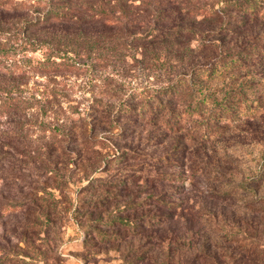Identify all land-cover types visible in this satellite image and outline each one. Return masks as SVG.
<instances>
[{
    "label": "rangeland",
    "instance_id": "rangeland-1",
    "mask_svg": "<svg viewBox=\"0 0 264 264\" xmlns=\"http://www.w3.org/2000/svg\"><path fill=\"white\" fill-rule=\"evenodd\" d=\"M47 1L11 0V6L25 9L26 19H31L36 14L27 8L38 5V11L43 13L49 9ZM102 1L88 0L83 4L71 0L77 8L82 7L78 13L84 6L109 10ZM196 3L210 8L215 0ZM138 15L135 31L142 35L153 25L152 13L142 9ZM11 22L20 23L18 18ZM121 23L128 31L132 29L127 21L121 19ZM128 31L111 29L107 36L122 37ZM128 39L131 41L132 36ZM12 40L0 39V49L14 45L18 50L9 55L11 60L6 64L0 62V264H165L166 246L156 240L165 228L147 226L142 216L153 206L143 207L141 212L118 211L130 217V227H118L117 222L106 227L102 224L117 218L115 207L127 201L138 204L153 189L149 178L129 168L136 165L134 162L108 163L111 147L124 145L116 144L113 138L116 130L110 115L131 90L147 83L141 72L131 71L130 60L122 64V56L118 55L112 62H96L94 70L85 66L88 60L80 61L77 70L71 72L20 70L9 65L20 67L25 59L41 61L45 52H21L23 43ZM86 123L92 127L84 128ZM53 126L61 132H54ZM66 129L72 134L68 142L62 140L61 134ZM132 139V147L143 149L136 135ZM211 146L220 148L217 143ZM157 150L162 149L148 147L137 153L146 155ZM226 150H220L210 173L185 182L183 192L171 198L172 202L180 201L177 215L170 216L172 222L168 223L169 212L155 211L166 217L170 229L176 228L182 235L189 231L197 237L195 246L200 252L195 257L192 254L188 264H264V211H258L264 204V183L257 195L262 204L244 208H240L245 203L239 199L245 195L218 201L209 192L228 190L255 175L260 149ZM132 178L137 181L122 185ZM219 179L226 180L227 186L219 184ZM90 181L109 184L88 189ZM105 193L107 201L95 204L94 209L92 203H99L98 197ZM12 203H17V209L5 213L4 207ZM154 232L156 239L150 238Z\"/></svg>",
    "mask_w": 264,
    "mask_h": 264
},
{
    "label": "trees",
    "instance_id": "trees-1",
    "mask_svg": "<svg viewBox=\"0 0 264 264\" xmlns=\"http://www.w3.org/2000/svg\"><path fill=\"white\" fill-rule=\"evenodd\" d=\"M76 1L85 4L88 0ZM191 1L104 0L109 10L84 6L78 13L82 7L77 8L71 0H48L49 9L43 13L38 5L28 7L36 17L26 19L25 9L12 7L11 0H0V39L19 40L23 43L21 52H45L41 61L25 59L20 67L11 63L12 68L34 73L71 72L77 70L80 61L88 60L85 66L94 70L96 62H112L118 55L122 64L129 59L131 71L141 72L147 81L131 90L110 115L116 130L113 138L116 144L124 145L111 147L108 163L134 162L136 165L129 168L149 178L153 189L138 204L127 201L115 207L117 218L102 224L106 227L117 222L118 227H130V217L118 211L141 212L143 207L153 206L142 216L147 226L165 228L157 239L153 237L156 232L150 236L165 244V264H188V258L192 254L195 257L200 249L195 246L197 237L189 231L182 235L176 228L170 229L166 217L155 211L169 212L168 223L172 222L170 216L177 215L180 201L172 202L171 198L183 192L185 182L210 173L220 150L226 153L229 147H258L260 163L255 175L228 190L212 189L211 197L228 201L245 195L239 199L245 203L240 208L262 204L257 195L264 183V0H215L210 8ZM142 9L151 11L153 25L136 35L135 23ZM17 18L20 23H10ZM121 19L132 29L123 28ZM111 29L128 32L109 38ZM16 52L14 45L1 48L0 62L6 64L11 60L9 55ZM90 127L89 123L84 126ZM53 131L61 132L56 126ZM61 134L67 142L72 136L68 129ZM135 135L143 149L162 150L138 154L143 149L132 147ZM136 181L132 178L122 185ZM105 184L109 182L90 181L87 188L99 189ZM219 184L227 186L224 179H219ZM98 198L99 203H92L94 209L109 196L105 193ZM16 204L7 205L4 212L15 211ZM258 211H264V204Z\"/></svg>",
    "mask_w": 264,
    "mask_h": 264
}]
</instances>
